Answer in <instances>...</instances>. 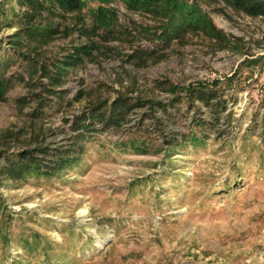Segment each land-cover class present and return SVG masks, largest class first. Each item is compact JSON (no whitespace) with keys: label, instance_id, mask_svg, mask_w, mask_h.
I'll use <instances>...</instances> for the list:
<instances>
[{"label":"rangeland","instance_id":"374dc122","mask_svg":"<svg viewBox=\"0 0 264 264\" xmlns=\"http://www.w3.org/2000/svg\"><path fill=\"white\" fill-rule=\"evenodd\" d=\"M217 6L222 5L208 10L213 22L238 38L242 51L188 34L171 42L159 60H126L133 50L155 48L149 28L154 19L115 1L111 7L117 11L119 31L102 41L114 50L86 59L69 75L61 98L54 97L35 115L34 102L16 101L27 92L17 84L0 101L1 141L9 151L33 147L37 141L70 142L73 115L96 100L111 101L122 94L144 102L121 128L92 134L84 144L81 166L63 180H8L9 186L0 187L6 210L0 212V224L10 233L7 243L0 240V258L7 256L6 264L25 253L15 237L32 231L54 249L69 247L67 253L80 258L77 264H264V164L257 136L246 135L251 125L260 130L264 113V18L228 7L218 13L212 10ZM72 15L66 14L62 27ZM83 41L76 31L62 32L43 46L42 56L52 58ZM15 59L7 62L5 73L19 70L26 79ZM226 77L235 79L224 96L232 102L229 119H221V139L213 138V132L205 147L171 156L166 172L157 132L186 131L195 107L187 108L182 101L176 120H166L150 105L171 98L160 82L187 85ZM80 90V99L74 100ZM244 136L257 144L245 153ZM129 141L143 143L146 152H134L124 145ZM139 179L146 184L133 187Z\"/></svg>","mask_w":264,"mask_h":264},{"label":"trees","instance_id":"16d2710c","mask_svg":"<svg viewBox=\"0 0 264 264\" xmlns=\"http://www.w3.org/2000/svg\"><path fill=\"white\" fill-rule=\"evenodd\" d=\"M115 1H120L128 10L150 15L154 19V25L149 28L157 44L155 48L141 49L139 52L133 50L126 58L130 60L136 57L141 63H144L146 58L159 60L165 55L171 42L180 41L188 34H201L222 48L242 51L238 38L228 36L215 25L208 11L210 6L222 5L212 9L222 14L228 7L237 13L264 18V0H0V101L6 100L8 92L17 84L25 86L27 92L16 101L21 105L34 102L35 115H39L54 97L61 98L67 91L62 86L67 82L69 75L86 59L93 58L95 52L107 54L114 50L102 41L110 40L119 31L116 29L117 11L110 5ZM68 13H73V18L62 27V21L66 20ZM88 17L90 23L87 21ZM149 28L141 27L146 32ZM11 29L12 32L4 33L5 30ZM68 30L84 36L85 41L71 44L60 55L43 57V46L62 32L66 35ZM13 58L18 61L21 71L27 76L26 79L19 70L5 73L7 62ZM234 79L226 77L222 80L197 81L187 85L160 82V85H164L165 90L171 93V98L166 102L154 100L150 105L153 109L161 110L166 120H176L180 110L178 104L182 101L187 102V108H196L192 111L186 131L169 129L161 132L159 128L157 132L162 142L160 151L163 152L162 165H165L166 172L172 163L171 156L188 148L198 150L205 147L213 132V138L221 139L222 132L225 131L221 119H229L231 112L227 111L228 103L232 102L224 96L227 90L232 88ZM81 94L82 90L75 95L74 100H79ZM197 102L202 106L199 107ZM141 104L144 102L139 98L122 94H118L111 101L103 99L90 103L73 115L69 125L72 140L64 144L37 141L33 147L9 151V147L4 146L1 141L4 140L3 136L0 135V187L9 186L8 180H63L66 173L81 166L84 144L92 134L121 128L127 123L131 111ZM258 122L260 130L255 128L257 125H251L247 128L246 135L257 136L260 142L259 157L264 164V113ZM164 126L165 124L162 125ZM248 136H244L241 142L243 153L257 146L256 141ZM124 145H128L137 153L146 152L143 143L129 141ZM143 180H135L133 187H143L146 184ZM154 180L151 179V182ZM4 210L5 207L0 202V212ZM5 216L8 220L10 214L5 213ZM9 234L6 225L0 224V240L3 243H7ZM17 236L15 238H18L25 253L8 264L80 262V258L67 253L69 247L54 249L48 240L36 232H29L24 237ZM6 260L7 256H1L0 264H6Z\"/></svg>","mask_w":264,"mask_h":264},{"label":"built area","instance_id":"2783aa9c","mask_svg":"<svg viewBox=\"0 0 264 264\" xmlns=\"http://www.w3.org/2000/svg\"><path fill=\"white\" fill-rule=\"evenodd\" d=\"M110 5L113 6V3H111ZM263 62H264V61H263ZM263 65H264V63H263ZM263 72H264V70H263Z\"/></svg>","mask_w":264,"mask_h":264}]
</instances>
